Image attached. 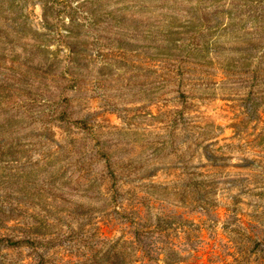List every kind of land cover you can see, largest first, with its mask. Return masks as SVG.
I'll return each mask as SVG.
<instances>
[{
	"label": "rangeland",
	"instance_id": "rangeland-1",
	"mask_svg": "<svg viewBox=\"0 0 264 264\" xmlns=\"http://www.w3.org/2000/svg\"><path fill=\"white\" fill-rule=\"evenodd\" d=\"M0 264H264V0H0Z\"/></svg>",
	"mask_w": 264,
	"mask_h": 264
}]
</instances>
